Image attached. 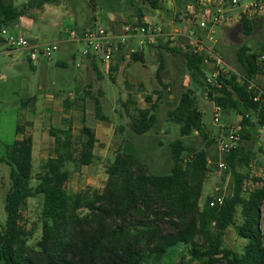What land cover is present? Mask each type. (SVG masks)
I'll return each instance as SVG.
<instances>
[{"label":"trees","instance_id":"1","mask_svg":"<svg viewBox=\"0 0 264 264\" xmlns=\"http://www.w3.org/2000/svg\"><path fill=\"white\" fill-rule=\"evenodd\" d=\"M13 1L0 0V34L3 29L14 28L29 10L57 0H29L21 7ZM145 1L157 8L158 0ZM175 1L178 8L195 2ZM142 15L140 11L137 20L141 21ZM255 25L256 20L243 17L240 24L226 32L232 38L237 34L242 43L253 35ZM158 48L182 56L192 83L204 88V55H190L176 47ZM159 54L160 77L165 60ZM131 58L144 62L142 53ZM237 59L240 77L235 73L229 78L222 76L221 88L207 90L210 100L225 113L235 112L242 117L239 144L223 155L225 172L233 178V193L225 196L221 205L210 207L213 199L210 197L201 207L203 187L211 172L207 148L216 140L204 131L203 113L193 89L181 93L177 106L168 111V119L179 126L181 137L196 133L207 139L206 148L198 150L187 147L182 140L173 141L170 144L173 166L168 175L152 174L136 154L119 148L107 168L108 178L102 191L86 190L73 195L67 191L72 174L67 165H92L97 138L83 120L79 141L75 143L72 123L63 119L68 122L67 127L49 130L55 143L54 156L47 159L34 186L31 184L34 180L32 138L24 137L13 145L11 159L7 161L11 166L12 187L5 200L6 223L0 229L1 264H142L146 254L161 261L170 248L178 245H185L192 260L203 264H264L261 227L264 181L241 171L254 159V153L246 150L244 143L254 138L255 129L264 127V102H256L258 91L249 90L250 83H254L264 68V46L259 53L243 43L237 50ZM91 65L102 77L97 63L91 61ZM114 71H117L115 65L111 73ZM167 88L163 85L164 91ZM163 94L161 91L159 97ZM93 99L98 105L99 100ZM147 100L151 102V97ZM29 101L30 98L23 100L22 105L27 106ZM74 106L75 102H66L67 109ZM136 106L132 99L125 104L131 118L129 129L143 135L157 125L159 104L155 102L146 109ZM23 133L24 126L18 125L16 134ZM259 151L264 153V146ZM250 180L257 186L247 190ZM37 196L43 198L41 237L32 247L28 244L31 234L23 227L22 209L28 199ZM229 228H234L236 235L246 241L242 253L224 246Z\"/></svg>","mask_w":264,"mask_h":264},{"label":"rangeland","instance_id":"2","mask_svg":"<svg viewBox=\"0 0 264 264\" xmlns=\"http://www.w3.org/2000/svg\"><path fill=\"white\" fill-rule=\"evenodd\" d=\"M25 1L14 0L13 2L16 6L21 7ZM64 1L70 7L72 5L71 10L77 19V25H73L74 28H84L85 23L89 26L94 21H97L103 27H107V25L110 26L112 24V20H115L121 26L125 22L137 19L140 11L144 15L155 16V9L162 11L161 16L164 20L173 22L172 26H166L167 30L174 28L182 31L184 25L190 24L186 16V8H178L175 0H158L157 8H153L152 4L145 0ZM170 3L173 8L167 9ZM69 24V17H66L63 23L64 28H67ZM63 26L51 29L39 21L37 28L39 30L46 29L39 42L41 44L56 43L55 41L62 37ZM215 40L214 48L217 54L222 57L233 71L239 73L241 66L237 59V50L244 43L253 51L261 52V47L264 46V21L256 23L253 35L242 43H240L237 34L235 38H232L228 36L226 29L221 28L217 30ZM185 42L186 39L181 38L180 43L185 45ZM160 46L173 47L168 44ZM76 48L83 51L85 45L77 44L69 48L67 54L57 50L52 54L51 61L43 57L41 59L43 64L39 66V63H37L36 69L32 68L27 55L23 52H15L13 55L7 56L3 54L4 48L0 50V229L6 223L5 200L12 187L10 178L11 166L7 161L12 156L18 125H23L25 131L26 126H28V130H34L35 137H37L39 133L41 135L49 134V130L52 127H67L69 124L68 122H63V119L66 116H70L75 143L79 141L83 115L86 116L89 125H94L97 128L99 139L105 144L103 148H98L94 163L90 166L81 167H77L74 164L67 165V169L72 174L66 189L73 195L86 190L102 191L104 189L108 178L107 168L114 161L118 146L122 148V151L128 150L136 154L149 168V171L155 175H168L171 173L173 161L170 144L173 141L182 140L187 147L198 150L206 148L207 139L201 138L196 133L191 136L181 137L179 126L171 123L168 119V111L177 106L181 93L187 89L195 91L199 109L203 113L204 131L211 138L216 137L223 128L225 129L229 116H239L235 112L224 113L220 125H215L213 121L214 102L207 96L208 89L192 83L182 56L174 55L158 47L144 49V62L133 61L130 57L129 49L116 54L114 64L117 66V71L111 74H104L101 71L102 77L87 64L80 72L82 79L77 88L78 83L74 79L77 78L79 70L72 64L71 55L76 54L78 63L83 57L79 51H76ZM159 53H162L165 60L164 69L161 71L160 77L157 74L160 67ZM119 55L123 56L122 60L118 59ZM58 62H67L69 66L68 68H62L57 65ZM112 77H114L115 81H113ZM163 85H166L169 89L164 91ZM161 91L164 94L159 97ZM86 92L89 93V96L86 95ZM46 93L54 95V98L49 102L51 107L47 114L40 112V109L38 111L37 108L30 111V109L22 105L23 99L34 96L38 98V105H41ZM68 93H73L76 100L84 96L86 99L80 101L79 107L67 109L66 100L69 99ZM131 96L138 98L140 106L150 107L155 102L159 104L156 112L157 125L146 134L138 135L129 129L131 118L125 110L124 103ZM93 97L99 100L98 105ZM147 97H151V102H147ZM131 108L134 112V107ZM118 113L122 114V118L118 116ZM99 114L108 116L112 124H115V122L118 124L120 120L127 130L121 134L117 130L116 133L118 135L115 139L112 135L113 128L98 127L99 120L97 115ZM32 116L34 117L33 127L28 124L24 125ZM253 121L255 122L254 117ZM254 131V138L244 143L246 150L254 153V159L249 167H243L241 171L249 174L251 178L264 181V153L259 151L260 147L264 146V127H258ZM49 139L51 140L50 144L48 143ZM43 145L48 146V151L44 155L41 154L40 145L36 146L35 149V161L33 163L34 180L31 182L33 186L37 183L36 176L42 172L41 165L50 156H54L53 148L55 143L50 134L49 138L43 141ZM207 150L211 160V172L204 184L203 192L204 194L206 193V196L201 201V207H203L207 198L215 196L216 191L214 190L216 187H220L221 194L224 197L233 193L232 175L225 172V170L221 171L219 168L223 155L219 153L216 143L212 144ZM184 157H187V153L184 154ZM1 160H4V162ZM253 183L250 180L247 190L257 186ZM42 203L43 198L41 196L30 198L22 209L23 227L31 234L28 244L32 247L36 246L37 241L41 237ZM261 212V227L264 233V204ZM239 222L240 216L238 215L237 223ZM224 239L225 247L237 253L243 252L246 241L236 235L234 228L227 230ZM142 264L203 263L193 261L188 253V248L185 245H178L170 248L161 261H157L149 254H146Z\"/></svg>","mask_w":264,"mask_h":264},{"label":"built area","instance_id":"3","mask_svg":"<svg viewBox=\"0 0 264 264\" xmlns=\"http://www.w3.org/2000/svg\"><path fill=\"white\" fill-rule=\"evenodd\" d=\"M186 16L190 21L184 31L166 29V24L139 21L133 19L123 23L119 29L114 26H101L97 21L87 26L80 35V40L85 48L81 55L85 60L93 59L99 62L104 74H109L111 65L116 54L129 49L130 57L133 54H141L145 48L159 47L168 44L179 47L190 55L201 54L204 60V88H221L220 78H229L233 71L215 51V35L217 30L233 28L240 24L241 18L257 20L264 17V0H195L186 6ZM172 26V25H167ZM0 47L5 45L9 48L24 50L28 54V61L37 62L40 56L51 61L52 54L58 50L57 43H34L24 35H13L7 29L1 31ZM181 38H185V45L181 44ZM257 90L254 98L256 102H264V91L250 83L249 90ZM208 96V93H207ZM224 110L214 103L213 121L220 125ZM231 124L216 135V146L221 155L230 153L240 141L242 131L241 120ZM221 171L226 170V164L219 163ZM216 194L210 201L209 206L221 205L224 195L220 187H216Z\"/></svg>","mask_w":264,"mask_h":264},{"label":"crops","instance_id":"4","mask_svg":"<svg viewBox=\"0 0 264 264\" xmlns=\"http://www.w3.org/2000/svg\"><path fill=\"white\" fill-rule=\"evenodd\" d=\"M28 1L29 0H26L25 2H23V4L27 3ZM168 6L169 7H167V9H172L173 8L171 3ZM71 8H72V5L70 7V5L67 4L64 0H57L56 2H54L52 4H46V5H44L42 7H39V8H33L32 10H29L24 16L20 17L17 25L14 28H12V29H10L8 31L11 34H13V35H24V36H26L32 44L40 43L39 42L40 38L43 36V34H45L46 29L43 28V30H39L37 28V23L39 21L43 22L44 24L49 26L51 29H54V28L63 26V23H64L66 17H69V20H70L69 26L67 28H64V26H63L64 30H63L62 35H61L62 37L58 41H55L56 43L59 44L58 50L63 51V54H67V51L69 50V48H71V47H73V46H75L77 44L78 45L79 44H84L80 40V35H81V32L87 27V23L84 24V26H83L84 28H77V27L74 28L73 27V25H77V19L74 16ZM155 12H156L155 16H153V15L152 16H148V15H144L143 14L142 15V20H148L150 22H155V23L159 22V23L166 24V26L167 25H172V23H173L172 21L164 20V18L161 16V14H162L161 10L155 9ZM263 21H264V17H260V19L256 20V23H261ZM107 26H109V25H107ZM110 26H114L116 29L120 28V26L118 25V23L115 20L114 21L112 20V24H110ZM188 26H189L188 24L184 25L183 26V30L185 31ZM1 48H4L3 54H5L7 56H11L15 52L21 51V52H23L24 54L27 55V59H28V54L24 50L9 48V47H7L5 45L1 46L0 50H1ZM76 49H77L76 51H79L80 54H81L82 50L80 51V50H78V48H76ZM142 54H143V57H144V52ZM76 57L77 56H76L75 53L71 55V59L73 60L72 64L75 65V67L79 70L77 78L74 79V81L76 83H78L77 84V88H78L79 87V82L82 79L80 77V75H81L80 72H82V70L86 67L87 64L90 67H92L91 61H95L97 63V65H98V69H99L100 73H101L102 70H101V65L96 60H93V59L85 60L84 58H82V60L78 63ZM118 57H119L118 59L121 60V57H123V56L119 55ZM42 58H43V56H40L38 61L34 62V63H31L29 61V63L32 65V68L36 69L37 68V63H39V66H41L43 64L41 62ZM114 60H115V57L113 59L111 68H112V66L115 65L114 64ZM57 65L62 67V68H68V66H69L67 62H58ZM109 74H111V71H110ZM254 84L257 86L258 89H260L261 91H264V68L262 69V72L256 76ZM167 89H169V88H167ZM57 92H60V91H57ZM29 98H30V101L28 102L27 106H24L25 108L30 109V111H31V109L37 108L38 111L40 109L41 110L40 112L47 114L49 108L51 107L49 102H51V100L54 98V95H50L49 93H46L45 96L43 97V103L41 105H38V102H37L38 98L36 96L27 97L25 99H29ZM68 98L70 100H72L73 102H75V105H76V106H74L75 108L79 107V103H80L81 100H85L86 99L85 96H84V97H81V99L76 100L75 99V95L73 93H68ZM167 98H169V97H167ZM25 99H23V100H25ZM69 99H67L66 102L70 101ZM129 99H132L137 104L139 109L149 108L148 106L147 107L140 106L137 97L135 98V97L131 96V98H129ZM129 99H127L125 101L124 107H125L126 102ZM72 101H70V102H72ZM46 102H48V103H46ZM125 110H126V108H125ZM126 112H127V110H126ZM99 115H97L98 116L97 118H98L99 124H100V125L97 124L98 127L101 126L102 128H105V129L113 128L112 135H113V137H115V139L117 138L118 133L121 134L122 132L127 130L126 126L120 120H119L118 124H116V122H115V124H112L110 122L108 116H106L104 114H99ZM118 116L120 118H122V114L121 113H118ZM239 118H240L239 116H236V117L229 116V119H227V124L225 125V127L230 126L232 123L238 122ZM64 119H67V120L71 121L70 116L69 117L66 116ZM83 120L85 121V124L88 127L92 128L94 130V132L96 134L97 143H96L95 148H94V155H95V158H96V153H97L98 148H100V147L103 148L105 143L100 141L99 136H98L99 131L97 130V128L94 125L91 126V125L88 124L85 115H83V117L81 119V122ZM33 123H34V117L32 116V118L30 120H27L24 123V125L28 124V125L33 127V125H32ZM26 127H27L26 131H25V127H24L23 135H17V138L15 139L14 143L17 140H20V139H22L24 137H28V136L31 137L32 140H33V163H34L36 146L40 145L41 154L42 155H44L48 151V146H44L43 145V141L46 140L47 138H49V134L47 133V135L46 134H42L41 135L39 133V135H37V137H35L34 130L29 131L28 130V126H26ZM81 128H82V125H81ZM117 130H118V133H116ZM72 133H73V131H72ZM39 138H41L40 141H39ZM48 143L49 144L51 143L50 139L48 140ZM119 148H120V146H118V149ZM12 151H13V148H12ZM46 161L41 165V169L44 166V164L46 163ZM33 167H34V164H33ZM203 190H204V187H203ZM205 196H206V193L204 194V192H203L201 201L203 200V198Z\"/></svg>","mask_w":264,"mask_h":264}]
</instances>
